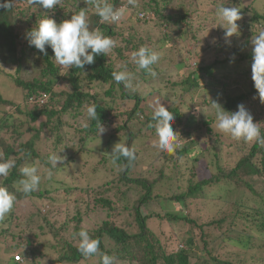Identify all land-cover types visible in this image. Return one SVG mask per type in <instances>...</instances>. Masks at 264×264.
Masks as SVG:
<instances>
[{"label": "trees", "instance_id": "trees-1", "mask_svg": "<svg viewBox=\"0 0 264 264\" xmlns=\"http://www.w3.org/2000/svg\"><path fill=\"white\" fill-rule=\"evenodd\" d=\"M16 1L18 2L17 5L15 4ZM171 1L135 0V6L131 7L128 12V18L129 13L133 16L130 23L133 21L134 24L140 23L143 26L151 24L153 29L161 34L162 40L166 42L169 38V33L165 29H169L177 37L182 38L180 33L182 26L186 29L188 28L187 32L191 31L193 17L204 24L212 25L216 9L221 5L225 6V3L219 2L220 0H191V2L197 3V7H195L194 11H190L185 3L171 7ZM0 2H3V0H0ZM108 2L115 7H120L127 4L128 0H108ZM21 3L27 5L22 6L20 5ZM210 4L214 5L213 10L210 8ZM94 5L95 0H60L59 4L52 10H44L32 6L30 0H13L11 8H0V65L3 67H16V74L22 71L23 67H25L24 64L29 67L35 66L40 77H42V80L36 77H33L32 80L14 79V86L20 89L23 94L24 107L4 99L0 94V107L3 109L9 108L8 111H1L0 116V161L12 159L16 165L7 178H0V183L6 186L10 192L15 193L17 200L25 196H34L38 201L47 200L50 204L54 203L51 193L42 189L41 191L40 185L37 190L24 195L17 191L15 182L22 178L20 169L24 166L33 165L28 164L34 160L39 159V161L51 168L48 160H43L39 157L38 151L40 150H37L36 146L42 139L43 134L48 133L51 135L50 137L55 136V141H53L54 149L63 147L65 136L61 135L60 132H63L62 129L66 126L65 118L84 117L81 125L83 128L77 130L79 146H83V143L94 140L99 136L97 133V121H89L86 117V108L90 104L95 103L97 105L98 120L106 128L110 123L113 124L118 115H124L123 112L118 111L116 100H114L117 97L116 95L119 94L122 100L134 102L133 109L126 113V120L138 121L140 127L150 130L151 134H156L154 128L148 127L149 123H154L151 120L153 114H145L143 112L144 109L139 108L145 98L140 99L136 95H126L125 90L127 88L122 84L118 86L113 80L112 73L117 71V69L113 66L112 62L114 61L108 54L96 56L95 62L92 65H86L84 69L80 70L75 67L67 69L58 65L52 59L53 52L50 47L46 46L47 55H43L33 46H30L26 39L27 32L36 27L46 15L60 23L69 19L71 15L76 14L80 8H86L90 28L99 27L106 36H110L115 42L120 40V43L123 44L114 49L116 54H121L123 62L131 59L132 52L138 50L141 46L154 50L151 46H146V42L143 39L136 40L137 32L126 36L129 31L127 28L125 29L124 24L120 25L122 19L114 24L100 23L99 17L95 14ZM203 6L204 10L200 12L198 8ZM206 11H210V13L205 15ZM246 11L251 14V17L248 23L242 25V28H246L249 33L246 35L242 45L239 46L242 50L238 51V48H235L231 55L235 57V62L246 63L247 69V65H252V51H247V48L253 33L264 30V14H260L252 8H247ZM51 13L53 16H50ZM138 14H144V16L139 18ZM23 19H25L24 21L27 24L25 28H22ZM32 54H35L33 57L34 62L30 64L32 60L30 55ZM229 59L232 60V58ZM227 60L225 59L224 61ZM179 64L188 66L185 58H182ZM152 68L156 72V76H159L160 73L155 70V65ZM211 68L212 66L201 68L199 65L195 72L184 80L182 83L184 85L183 89L185 91L198 89L201 86L199 81L203 80V76H206L212 78V83L215 86L222 87L226 94L225 88L229 78L214 79ZM249 68L245 69V74L251 73V67ZM137 69L136 65L132 69V75L135 78L143 80L154 78L146 70L138 69L137 71ZM200 72H202L201 75L199 74ZM104 86H107V89L101 94L96 93L94 90L96 87L102 89ZM56 87L59 91H55ZM248 89L249 92L234 98L231 95H226V109L228 112H232L239 102L248 99L249 94L258 96L252 79L248 82ZM43 96L47 98L44 104L40 102ZM166 108L174 116L175 126H173V130L178 134V141L181 142V146L174 154H169L162 150L160 153L162 152L165 161L174 160L172 163L184 157H188L192 163H197L198 158L203 157L204 154L201 150L195 153L194 149L197 147V140L193 137V134L195 131L201 130L210 133L214 123L213 119L200 124L198 122L190 124L188 121L189 116L186 117L179 108L174 107L172 104ZM42 118L46 121H40ZM38 123V128H35L34 126ZM124 123L126 125V121ZM85 124L88 126L85 127ZM23 128L25 130L21 131ZM141 130L138 133L144 134L141 133ZM113 131L117 133L115 136H122V133L125 132L128 133V143L131 142L134 146L133 138L131 139L132 132L127 131L124 124L116 127ZM261 134L264 135V129H261ZM24 135H28L29 140L22 144L20 140ZM130 147L132 148V145ZM60 152H63L62 156L66 158L60 168L69 167L68 165L80 154V148L73 146L70 148L63 147ZM98 154L100 156L99 162L95 167L96 170L102 169L111 174L114 180L106 181L100 187H87L85 195L94 200V202L91 208L88 203L84 213L77 207V203L82 200L78 197L74 200L75 208L72 211L65 207L67 211L63 213L56 208L55 211L47 214L45 212L46 215H43L41 209H35L26 216L27 221L24 222L23 226L20 223L17 224L14 216L15 207H13L7 217L9 220L7 221L6 219L7 223L4 227L0 225V241L1 238L11 237L13 245L9 246V251L6 252L12 251L21 254L19 256L21 262L15 260V256L11 257L8 264H42L43 259L46 260L47 264H78L86 259H95L100 264L98 255L84 257L78 252L79 241L78 238L74 237V234L81 230H86L90 237L100 240V251L108 255H114L116 257L114 264H194L190 262V256H192V251L198 244H201L203 246L202 250L210 255V251L207 249L210 246L208 242L210 235L205 233V229L221 231L230 240L231 237L227 234L236 232V226L247 225L250 227L255 221L257 232L264 233V196L262 195L264 188L258 192V186H255L259 180L264 185V147L259 144L251 143L233 167L229 169L218 167L216 173L209 177H202L201 180H190L184 193L169 200L181 203L182 207L186 208V199L189 196L196 201L199 200L202 205H206V202H208L206 194L221 185H223L222 189L225 191L222 194L223 196H231L237 191L246 189L260 201L261 205L253 210L257 216H260L261 222L255 219L256 216L250 220L251 215L244 207L243 199L237 201H230L229 199L230 211L219 212L217 215L216 213L211 214L209 216L210 221L205 222V224L196 223L194 218L185 216L179 218L169 213L164 214V217L156 215L161 220L163 218H166L169 222L179 220L188 225L187 232L181 237L183 245L169 253L166 251L165 246L160 245L159 237H156L148 229L147 222L153 216H142L140 212V208L143 205L159 199L158 195H153V190L164 177L162 170L159 171L160 177L152 181L144 177L142 179H131L128 174L134 166V161L129 164L124 158H121L117 165H114L111 162V158L107 155L110 154L109 151H102ZM124 185L128 186L126 188L129 190L127 194L118 190L120 186ZM131 186L139 188L135 198L134 196L129 197V194L132 193L130 191ZM77 189V186L64 187L67 196L71 192H76ZM112 197L118 200L115 202L120 203V207L116 206ZM101 213L106 215L104 219L96 217L97 214ZM123 213L133 217L136 225L134 233L128 231L124 221L119 223L114 219ZM86 218H92L94 222L92 229L83 228ZM34 225H37L38 233H32L30 237H25L24 240H21L20 235L24 234V230ZM13 226L20 233L18 236L14 237L11 233ZM216 238L214 237L212 240L214 241ZM50 252L51 255L49 256ZM53 253L57 257L51 260ZM224 264L233 263L226 261Z\"/></svg>", "mask_w": 264, "mask_h": 264}, {"label": "rangeland", "instance_id": "rangeland-1", "mask_svg": "<svg viewBox=\"0 0 264 264\" xmlns=\"http://www.w3.org/2000/svg\"><path fill=\"white\" fill-rule=\"evenodd\" d=\"M219 2L225 3V7H238L240 9L242 19L237 21L239 25L238 34H234L232 37H225V30L220 26V21L216 15L212 25L204 24L193 17L192 28L190 27L192 29L191 31L187 32L188 28L186 29L182 26L180 32L182 38L177 37L169 29H165L169 33V38L166 42L162 40L161 34L154 30L151 24L143 26L140 23L134 24L133 21L130 23L133 17L131 13H129V18L128 13H126L125 17L122 18V23H120V25L124 24L125 29L127 28L129 31L126 36L133 35L137 32L136 40L143 39L146 42V46H151L161 57L159 62L155 64V70L160 75L146 80L135 78L133 75V87L127 88L125 94L128 96L136 95L140 99L145 98L144 102L139 106V108L144 109L143 112L145 114H153L155 108L160 104L165 107L172 104L174 107L179 108L186 117L189 116L188 121L190 124L194 122L200 124L213 119L214 123L210 133L201 130L195 131L193 134V137L197 140V147L194 151L197 153L201 150L204 154L203 157L198 158L197 163H192L188 157L181 158L175 163H172L174 160L165 161L162 152L160 153L161 149L158 146L157 135L151 134L150 130L142 128V126L140 127L138 121L126 120V113L133 109L134 102L122 100L118 94L114 100H116L118 111L123 112L124 115H118L114 120L115 123H110L100 137L97 136L94 140L83 143V146H79L77 130L83 128L81 125L83 124L84 117L75 119L65 118L66 126L62 129L63 132L59 131L61 135L65 136L63 147H79L80 154L68 165L69 167L60 168L62 164L58 163L56 170H53L54 175L51 180H41L40 190L42 189L43 191L51 193V197L54 200L53 204H50L47 200L38 201L34 196L21 197L15 202L14 216L17 224L20 223L24 226V222L27 221L26 216L31 214L35 209H41L43 215L55 211L56 208L63 213L67 211L65 207H68L72 211L75 208L74 200L78 197L82 199L77 203V207L82 213L86 211L88 203L91 208L94 200L85 195L87 187H100L106 181L114 180L111 174L102 169L96 170L95 167L99 162L100 156L98 153L102 151H109L111 153L113 146L119 141L126 143L129 147L132 145V148L135 150L136 159L134 160V166L128 174L129 178L142 179L144 177L152 181L160 177L159 171L162 170L164 177L153 190V195H158L159 199L152 200L143 205L140 208V212L142 216H153L147 222L148 229L156 237H159L160 245L165 246L168 253L183 245L181 237L187 232L188 225L179 220L174 222H169L166 218L161 220L156 215L164 217V214L169 213L179 218L184 216L194 218L196 219V223L205 224V222L210 221L209 216L211 214L216 213L217 215L219 212L230 211L229 199L230 201L243 199L242 203L251 215L250 220L256 216L255 219L261 222L260 216H257L253 210L261 205L260 201L246 189L237 191L231 196H223L222 194L225 191L222 189L223 185H221L219 188H213L206 194V199L208 200L206 205H202L199 200L196 201L189 196L186 199V208H183L181 203L169 200L184 193L190 180H201L202 177H209L216 173L218 167L223 169L233 167L244 150L251 145V143L237 142L216 129L215 109L212 108L211 101H216L224 110L228 111L226 109V95H231L234 98L240 94L249 92L248 82L251 79V73H244L246 63L235 61L230 63L229 58H233L231 52L235 48H238V51L242 50L239 46L242 45L246 35L249 33L246 28H242V25L248 23L251 17V14L246 9L252 8L260 14H264V0H220ZM181 3L187 4L190 11H194L195 7H197V3L191 2V0H172L170 5L174 7ZM15 4L17 5L18 2L16 1ZM20 5L26 6L27 4L21 3ZM204 6L198 8L200 12H203ZM213 7L214 5L212 4L210 8L213 10ZM207 13H210V11H206L205 15ZM50 16H53V14L51 13ZM24 20L22 28L27 26ZM258 32L255 31L252 37ZM119 45L123 44L120 43V40H117L115 47L108 53L114 61L112 64L117 71L118 69L123 70V67L126 65L127 70L133 73L132 69L135 68L134 62L131 59L123 62L121 60V54H116L114 49L119 47ZM247 51H252L251 39ZM34 55H30L32 59L30 64L34 62ZM182 58H185L188 66L179 64ZM225 59L228 60L224 61ZM24 65L25 67H23L19 74H16V67H3L0 65V94L4 99L20 105L24 103L23 94L20 89L14 86V79L32 80L33 77H36L42 80L35 66L29 67L26 64ZM199 65L201 68L212 66L211 71L213 72L214 79L229 78L225 88L226 94L222 87L215 86L212 83V78L206 76H203V80L199 81L201 82V86L198 89H193L192 91H185L183 89L184 85L182 83L191 73L195 72ZM249 67L251 65H247V69H250ZM199 74L201 75L202 72ZM105 89H107V86H104L102 89L96 87L94 90L96 93L101 94ZM55 91H59L57 87ZM241 103L244 104L253 116V122L260 123V129H264V101L260 99L259 94L258 96L249 94L248 99L239 102L237 105ZM8 110L9 108L3 109L0 107V116L1 111ZM236 110L237 106L232 112ZM40 121L46 120L42 118ZM124 121H126V125ZM122 124L126 126L127 131L132 132L131 139L133 138L134 146L133 143H128V133L121 132L123 134L122 136H115L117 133L113 130ZM38 125L39 123L34 127L38 128ZM173 126H175V122H173ZM140 129H142L141 133L144 134L138 133ZM23 130L25 129L23 128L21 131ZM50 136L48 133L43 134L42 139L36 146L37 150H40L38 151L39 157L43 160H48V157L52 153L64 154L60 152L63 147L54 149L53 141H55V136ZM28 140L29 136L24 135L20 142L23 144ZM177 142L181 146V142ZM30 164L38 168L42 177L46 174V169L50 168L39 161V159L34 160L28 165ZM67 186H77L79 190L77 189L76 192H71L67 196V192L64 190V187ZM255 186H258V192L264 188L260 180L257 181ZM127 187L126 185L120 186L118 190L127 194V191H129L126 189ZM130 191L132 193L129 194V197L134 196L135 198V195L139 192V188L131 186ZM262 195L264 196V192ZM112 200L114 202L118 201L114 198ZM115 204L117 207L121 206L118 202H115ZM105 216L104 213L96 215L98 219H104ZM7 217L4 221L0 222L1 226L4 227L7 223L9 220ZM114 219L119 223L124 221L128 231L134 233L136 225L132 216L123 213ZM93 227L94 222L92 218H86L83 228L92 229ZM235 231L234 233L227 234L231 239H234L229 240L221 231L205 229V233L210 235V240L208 241L210 246L207 248L210 251V255L202 250L203 246L201 244H198L192 251L190 262L194 264H224V262L228 261L233 264H264V233L257 232L256 222L253 221V225L250 227L247 225H238L235 227ZM36 232L37 225L29 226V228L24 230V234L20 235L21 240H24L25 237H30L32 233ZM11 233L14 237L20 234L17 229H14V226L11 228ZM214 237L217 238L213 241L212 238ZM12 245L11 237L1 238L0 264H8L11 257H19L21 255L17 252H6L9 251L8 248ZM50 255L51 252L49 253ZM56 257L57 255L53 253L51 260L56 259ZM42 264H47L45 259L42 260ZM78 264H98V261L95 259H86L80 261Z\"/></svg>", "mask_w": 264, "mask_h": 264}, {"label": "clouds", "instance_id": "clouds-1", "mask_svg": "<svg viewBox=\"0 0 264 264\" xmlns=\"http://www.w3.org/2000/svg\"><path fill=\"white\" fill-rule=\"evenodd\" d=\"M59 2L60 0H30L32 6L44 10H52ZM12 4L13 0H3L0 2V8H11ZM134 6L135 0H128L127 4L120 7H115L108 0H95L94 5L99 22L113 24L121 21ZM216 16L220 21V26L225 30V37L238 34L239 25L237 21L242 19L238 7L228 8L221 5L216 9ZM26 39L30 46H33L43 55H47L46 46L50 47L53 52L52 59L67 69L73 67L80 70L84 69L86 65H92L95 62L96 56L108 54L115 47L114 40L110 36H106L99 27L90 28L86 8H80L76 14L60 23L46 15L36 27L27 32ZM251 45V79L260 99L264 101V30H260L251 38ZM160 58L158 52L144 46L131 54V60L137 68L146 70L153 77L156 76V72L152 66L157 64ZM234 59L233 56L230 63L234 62ZM112 77L118 86L122 84L125 88L133 87V75L127 70L126 65L123 70L114 71ZM211 106L215 109L216 129L219 132L237 142L256 143L264 147V135L261 134L260 123L253 122V116L244 104L237 105L235 112L224 110L216 101H211ZM96 109L95 103L88 105L86 117L89 121H97V133L100 137L106 129L99 122ZM151 120L154 123H149L148 127L154 128L158 137L159 148L169 154H174L180 145L177 142L178 134L174 132L172 127L173 114L160 104L155 108ZM87 126L85 124V127ZM107 155L114 165H117L121 158H124L129 164L136 159L135 150L120 141L113 146L111 153ZM65 159L60 153H52L48 157L51 168L46 169V174L43 177L36 166L22 167L20 169L22 178L15 182L17 191L28 195L37 190L42 179H52L53 170L57 168L58 163L63 164ZM15 166V161L12 159L0 161V178H7ZM16 200V194L10 192L6 186L0 183V222L4 221L10 214ZM74 237L78 238V252L82 256L98 255L100 264H114L116 257L101 252L100 240L90 237L86 230L75 233Z\"/></svg>", "mask_w": 264, "mask_h": 264}, {"label": "built area", "instance_id": "built-area-1", "mask_svg": "<svg viewBox=\"0 0 264 264\" xmlns=\"http://www.w3.org/2000/svg\"><path fill=\"white\" fill-rule=\"evenodd\" d=\"M144 16V14H138V17L139 18H142ZM43 99L40 101L42 104H44L45 102H46V100H47V98H46V96H43L42 97ZM31 101V100H30ZM15 260H17V261H21V259L19 258V257H15Z\"/></svg>", "mask_w": 264, "mask_h": 264}, {"label": "bare ground", "instance_id": "bare-ground-1", "mask_svg": "<svg viewBox=\"0 0 264 264\" xmlns=\"http://www.w3.org/2000/svg\"><path fill=\"white\" fill-rule=\"evenodd\" d=\"M14 82V81H13Z\"/></svg>", "mask_w": 264, "mask_h": 264}]
</instances>
